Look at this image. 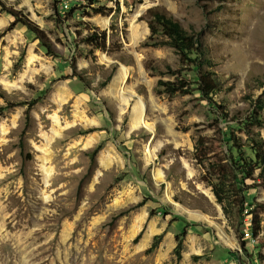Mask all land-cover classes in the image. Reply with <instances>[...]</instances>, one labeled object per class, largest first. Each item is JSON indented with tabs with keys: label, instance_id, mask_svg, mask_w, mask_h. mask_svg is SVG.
I'll return each instance as SVG.
<instances>
[{
	"label": "rangeland",
	"instance_id": "obj_1",
	"mask_svg": "<svg viewBox=\"0 0 264 264\" xmlns=\"http://www.w3.org/2000/svg\"><path fill=\"white\" fill-rule=\"evenodd\" d=\"M4 1L55 56L26 27L0 38V264H264V213L245 252L233 179L220 185L223 204L212 192L220 160L237 156L224 135L264 139V0H95L86 12L107 15L92 18H68L85 0ZM152 9L201 51L181 63L161 33L151 38ZM87 21L107 33L106 51L82 43ZM12 22L0 7V34ZM199 73L217 82L208 97ZM198 141L212 149L202 162ZM247 186L264 202L261 179Z\"/></svg>",
	"mask_w": 264,
	"mask_h": 264
},
{
	"label": "trees",
	"instance_id": "obj_2",
	"mask_svg": "<svg viewBox=\"0 0 264 264\" xmlns=\"http://www.w3.org/2000/svg\"><path fill=\"white\" fill-rule=\"evenodd\" d=\"M88 4L86 6H75L68 13V18L72 17L74 14L79 13L82 17L92 18L97 15L106 16L103 13L104 8H98V10H92V13L86 12V9H90V6L94 4L95 0H85ZM222 1V0H219ZM1 10L7 13L13 19L10 27L7 31L0 34V38L3 37L9 30H12L15 26L26 27L28 31L35 36V38L40 42L43 49L46 50L48 55L55 56V48L47 37V35L31 20L28 19L26 15L22 12L14 10L11 6H7L4 0H0ZM222 9V6H218L213 13H216ZM150 16L148 26L150 29L151 38L161 33L166 39V45L171 46L175 49L179 55L181 63L188 62L190 60V55L199 53L201 48L200 39L194 33L188 32L182 27L180 23L161 13L155 9L148 11ZM82 26V31H85V35L82 37V43L90 48L92 51H106L107 49V33L101 31L91 22H80ZM78 36H81L83 32H77ZM206 52V51H205ZM205 55V54H204ZM74 67V66H73ZM75 69V68H74ZM158 87H162L163 91L168 94H189L190 90L184 81H159ZM217 88V82L209 73H199L197 76V91L201 93L202 96L208 97ZM31 105L27 106L25 111L27 121L30 119ZM219 111L223 110L222 107L218 106ZM25 126H28L26 122ZM246 139L236 138L233 133H228L224 135L225 141L229 146V151L232 149L237 151V156L233 155L229 159V164L218 163L216 166L215 173L213 175L217 176V184L212 185V192L216 197L218 203L223 204L225 201V196L220 185L223 183L225 177H231L234 181L236 190L235 194L237 197V214L239 221L238 237L241 241L242 250L247 252L245 245L247 239L246 234H249L252 240L259 238L260 234L263 232V220L262 214L264 213V202L259 203L255 200L249 201L246 198V191L250 186H247V182L256 183L261 179L264 182V139L259 135L254 134L249 128L245 129ZM196 147V159L202 162L207 155L212 152V149L205 146L204 143L198 141ZM228 167V170H227ZM260 170L258 176L255 175V171ZM224 213L227 214L228 211L224 207ZM246 213L244 214V212ZM249 217V227L247 228V233L244 232L245 226L243 224L244 217ZM264 244V237L261 239ZM180 245V244H179ZM263 254L261 252L256 254V259L259 261L263 260Z\"/></svg>",
	"mask_w": 264,
	"mask_h": 264
},
{
	"label": "built area",
	"instance_id": "obj_3",
	"mask_svg": "<svg viewBox=\"0 0 264 264\" xmlns=\"http://www.w3.org/2000/svg\"><path fill=\"white\" fill-rule=\"evenodd\" d=\"M247 236H249V234H247ZM249 238H250V236H249Z\"/></svg>",
	"mask_w": 264,
	"mask_h": 264
}]
</instances>
